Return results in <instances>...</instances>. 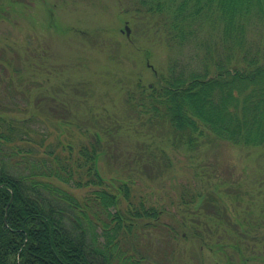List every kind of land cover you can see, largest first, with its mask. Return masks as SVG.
<instances>
[{
    "label": "rangeland",
    "instance_id": "obj_1",
    "mask_svg": "<svg viewBox=\"0 0 264 264\" xmlns=\"http://www.w3.org/2000/svg\"><path fill=\"white\" fill-rule=\"evenodd\" d=\"M143 1L0 0V101L30 115L46 143L99 132L102 174L132 179L135 198L163 210L125 239L146 264H264V146L208 132L196 148L178 146L169 122L149 123L125 102L138 81L193 56L166 40ZM251 32L264 53V24Z\"/></svg>",
    "mask_w": 264,
    "mask_h": 264
},
{
    "label": "trees",
    "instance_id": "obj_2",
    "mask_svg": "<svg viewBox=\"0 0 264 264\" xmlns=\"http://www.w3.org/2000/svg\"><path fill=\"white\" fill-rule=\"evenodd\" d=\"M143 2L160 16L170 44L194 47L155 83L138 81L126 91L132 113L169 122L178 146L196 148L207 132L264 146V53L250 38L264 24V0ZM5 105L0 101V264H146L125 239L163 210L136 199L132 179L102 174L107 150L99 132L79 145L46 143L30 115ZM82 187L81 196L71 190Z\"/></svg>",
    "mask_w": 264,
    "mask_h": 264
},
{
    "label": "flooded vegetation",
    "instance_id": "obj_3",
    "mask_svg": "<svg viewBox=\"0 0 264 264\" xmlns=\"http://www.w3.org/2000/svg\"><path fill=\"white\" fill-rule=\"evenodd\" d=\"M261 256L264 257V255H261ZM248 261L249 259L245 257L240 264H248Z\"/></svg>",
    "mask_w": 264,
    "mask_h": 264
},
{
    "label": "water",
    "instance_id": "obj_4",
    "mask_svg": "<svg viewBox=\"0 0 264 264\" xmlns=\"http://www.w3.org/2000/svg\"><path fill=\"white\" fill-rule=\"evenodd\" d=\"M126 30H127V33H129V27H128V25H126Z\"/></svg>",
    "mask_w": 264,
    "mask_h": 264
}]
</instances>
